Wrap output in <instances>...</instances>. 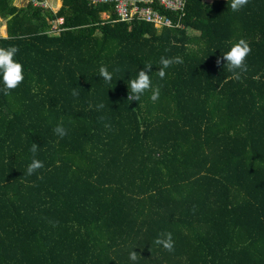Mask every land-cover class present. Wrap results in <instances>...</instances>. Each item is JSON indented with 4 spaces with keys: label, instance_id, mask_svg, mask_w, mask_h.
<instances>
[{
    "label": "trees",
    "instance_id": "1",
    "mask_svg": "<svg viewBox=\"0 0 264 264\" xmlns=\"http://www.w3.org/2000/svg\"><path fill=\"white\" fill-rule=\"evenodd\" d=\"M61 1L0 0V47L24 69L0 91V264H132L131 251L135 264H264V0H188L161 28ZM240 39L252 51L237 81L217 59ZM162 56L184 61L163 80ZM148 62L159 99L132 102ZM33 158L44 167L29 176ZM166 232L172 252L153 243Z\"/></svg>",
    "mask_w": 264,
    "mask_h": 264
},
{
    "label": "clouds",
    "instance_id": "2",
    "mask_svg": "<svg viewBox=\"0 0 264 264\" xmlns=\"http://www.w3.org/2000/svg\"><path fill=\"white\" fill-rule=\"evenodd\" d=\"M248 3L249 0H231L230 8L234 12L239 11ZM160 26H165L163 18L160 20ZM18 51L19 49L16 46L0 47V83L3 84V88L0 89V91H2L4 95H9L12 90H15L24 81L23 66L15 59ZM251 51L252 49L247 41L240 39L233 43L229 50L217 59V64L219 65L223 63V66L227 68V71L232 74L231 78L239 81L241 76L248 71L246 60ZM183 62V58L180 56L172 58L162 56L159 60V70L155 72V74L163 80L167 74L166 69L173 65L182 64ZM152 68L153 66L151 62L146 63L144 68L137 73L136 78L128 81L129 95L132 102L136 103L137 101H140L145 93L149 92L151 93L150 100L152 102H156L159 99L160 86H153L150 75ZM114 71H119V69H115ZM99 75L103 78L105 83H111L113 80V74L108 71L107 66H101L99 68ZM72 95L78 97L80 92L74 89ZM96 107L97 110H102L105 105L100 103ZM104 119L105 117H101V120ZM105 127L110 128L111 125L105 124ZM53 131L60 138H63L68 134L67 129H65L62 124L57 125ZM38 150V146L35 143H32L30 151L34 157ZM43 167L44 165L42 161L33 158L31 163L27 166L26 174L31 176ZM153 243L162 246L163 249L168 252L174 251V240L170 232L160 234ZM138 258H140V256L136 252L131 251L129 253V260L132 264H135Z\"/></svg>",
    "mask_w": 264,
    "mask_h": 264
},
{
    "label": "built area",
    "instance_id": "3",
    "mask_svg": "<svg viewBox=\"0 0 264 264\" xmlns=\"http://www.w3.org/2000/svg\"><path fill=\"white\" fill-rule=\"evenodd\" d=\"M92 5H110L116 15V21L120 22H145L152 23L155 27L161 28L160 20L163 18L164 24L172 25L173 21L164 12H180L186 7L188 0H87ZM21 7L31 5L34 8L50 9L56 11V4L49 0H19ZM104 19L109 15L103 14ZM63 19L59 18L54 22L53 29H57L62 24ZM55 31V30H53Z\"/></svg>",
    "mask_w": 264,
    "mask_h": 264
},
{
    "label": "rangeland",
    "instance_id": "4",
    "mask_svg": "<svg viewBox=\"0 0 264 264\" xmlns=\"http://www.w3.org/2000/svg\"><path fill=\"white\" fill-rule=\"evenodd\" d=\"M49 1L53 5H55V3H56V0H49ZM14 4L18 7H21V5L19 4V0H14ZM96 6H98V5H96ZM53 30L57 31V29H53ZM192 33H194V35H195V32H192ZM0 37H4V38L7 37V23H6V20H3L1 17H0Z\"/></svg>",
    "mask_w": 264,
    "mask_h": 264
},
{
    "label": "crops",
    "instance_id": "5",
    "mask_svg": "<svg viewBox=\"0 0 264 264\" xmlns=\"http://www.w3.org/2000/svg\"><path fill=\"white\" fill-rule=\"evenodd\" d=\"M55 4H56V6H55V7H56V9H58V10H59V9L61 8L62 1H61V0H56V3H55ZM52 11H53V10H52ZM56 11H57V10H56Z\"/></svg>",
    "mask_w": 264,
    "mask_h": 264
}]
</instances>
